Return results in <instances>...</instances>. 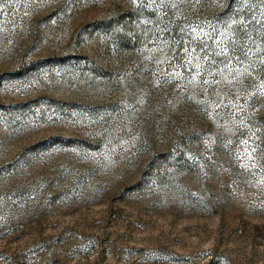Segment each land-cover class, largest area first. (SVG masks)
Here are the masks:
<instances>
[{"label":"rangeland","instance_id":"obj_1","mask_svg":"<svg viewBox=\"0 0 264 264\" xmlns=\"http://www.w3.org/2000/svg\"><path fill=\"white\" fill-rule=\"evenodd\" d=\"M0 264H264V0H0Z\"/></svg>","mask_w":264,"mask_h":264},{"label":"trees","instance_id":"obj_2","mask_svg":"<svg viewBox=\"0 0 264 264\" xmlns=\"http://www.w3.org/2000/svg\"><path fill=\"white\" fill-rule=\"evenodd\" d=\"M146 14H147V12H146ZM173 30L174 31H172V32L169 31V33H175L176 30L175 29H173ZM108 48H109V45H108ZM129 48L132 49L133 51L131 54H130V52L126 53V55L121 54V52H120L121 49H119V48H115L116 50L114 49L115 52H117V54H116L117 57L118 58L120 57L119 59H121V62H125V64H127L128 59H132L134 57V54H135L134 51H136L135 50L136 46H134V45H131ZM172 87H173V84H170L169 88H172ZM152 94H153V96H150V103H149L150 105L149 106H152L155 109L160 107L162 109V111H166L167 107L162 102V99H161L162 92L160 91V89H154L152 91ZM183 107H184L182 110L184 112L183 115L185 116L186 120L189 121V122L188 121L186 122V120H185L186 125H184L185 123H184V120L181 118V116L177 112H173L171 114V116H169V118L164 123H162L160 125V127H157L155 129H153V127H151L144 134L141 133V136L145 137V139H146L147 144H146L145 148H146V152H148L149 155H148L146 160H141V167H139L138 170H136L137 174L140 171L144 170L143 164H145V162L149 163L148 168H150L152 166L151 168L154 170L156 167V161H158V160L154 159V157H155L154 152L157 149L161 150L162 152H165L168 148H170V146H166L167 148L163 145L158 146V140H156V137L159 136L158 134L160 133V130L162 128L165 127L168 131H173V134L171 133L173 136L171 138L172 140L175 138H185V143H186L187 139H189V140L193 139V141H194L195 137H193L190 127L192 126V122H193V119L191 117H194L193 109H195V106L188 103V104H184ZM158 128H159V130H158ZM170 141L171 140H169V142ZM165 159H168V158L164 157L163 159H160V161H167Z\"/></svg>","mask_w":264,"mask_h":264}]
</instances>
